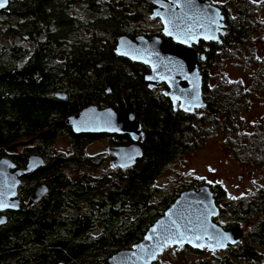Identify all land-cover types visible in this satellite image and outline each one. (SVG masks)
I'll return each mask as SVG.
<instances>
[{"label": "trees", "instance_id": "trees-1", "mask_svg": "<svg viewBox=\"0 0 264 264\" xmlns=\"http://www.w3.org/2000/svg\"><path fill=\"white\" fill-rule=\"evenodd\" d=\"M259 5L251 0L219 4L226 32L208 44L206 60L198 63L205 108L186 113L146 87L145 65L114 52L119 35H134L130 26L153 7L151 0H8L0 10V132L4 145L33 140L32 150L49 158L30 177L32 185L46 182L48 194L38 205L10 213L0 229V264H73L79 259L92 264L108 256L109 247L126 248L141 240L185 190L151 201L164 165L193 150L210 131L237 132L246 93L237 80L225 77L210 85L208 71L219 53L245 43L246 32L258 26ZM54 91L65 97H55ZM125 96L143 127L142 157L127 169L99 173V156H81L87 134L74 133L66 118L89 104L119 109ZM250 135L258 137L248 145L233 143V154L257 153L255 163L264 170V127ZM62 136L74 151L52 156L51 147ZM28 144L15 149L22 153ZM20 154L13 160L21 163ZM210 188L216 198L220 190ZM231 213L252 225L240 242L201 264H264V191L231 204ZM95 231L98 235L90 234Z\"/></svg>", "mask_w": 264, "mask_h": 264}, {"label": "water", "instance_id": "water-1", "mask_svg": "<svg viewBox=\"0 0 264 264\" xmlns=\"http://www.w3.org/2000/svg\"><path fill=\"white\" fill-rule=\"evenodd\" d=\"M151 3L155 6L151 16L160 20L163 36L137 34L130 37L121 34L116 39L114 52L146 65L149 68L144 75L146 87L152 90L165 84L167 90L164 96L169 98L174 109L179 107L183 112L192 113L196 108H205L198 62L204 61L206 55L194 45L199 39L219 42L218 34L225 32L221 9L209 0H151ZM7 5L8 0L0 10ZM55 95L60 98L65 96L63 92H56ZM125 100L128 107L121 112L111 108L99 110L95 105H89L79 114L67 118V123L76 133L129 134L132 140L129 145L108 149L115 155L113 166L120 168L133 166L143 154L140 144L144 134L142 124L133 112L128 96ZM2 141L0 132V147ZM27 142H16L6 149L13 150ZM42 165L43 159L36 155L28 157L24 168L16 167L7 157L0 159V205H3L0 211L19 208L16 196L21 178ZM44 191L45 186H39L29 202L37 201ZM218 212L209 185L183 190L152 222L141 240L118 251L102 264H152L171 246H189L198 250L205 247L209 250L225 249L227 244L239 242L243 231L240 226L224 230L213 222L212 217H216ZM4 221L5 217H0V224ZM221 244L224 246L220 247Z\"/></svg>", "mask_w": 264, "mask_h": 264}, {"label": "rangeland", "instance_id": "rangeland-1", "mask_svg": "<svg viewBox=\"0 0 264 264\" xmlns=\"http://www.w3.org/2000/svg\"><path fill=\"white\" fill-rule=\"evenodd\" d=\"M213 1L215 5H218L225 0ZM251 1L260 4L258 6L260 9L255 14L258 15V26L246 32L244 44H236L230 47L231 50L219 53L220 55L215 58L213 66L208 71L210 85L225 77L229 80H237L243 95L246 93L244 99L247 106L240 111L235 126L236 128L239 125L238 130L237 132L235 130L234 135L221 129L210 131L203 140L198 141L193 150L173 157L155 178L151 201H162L170 194L175 196L188 186L212 185L216 190H220L216 196L218 205L222 207L219 220L225 222L226 220H236L231 213V204L238 201L247 202L257 191H264V170L255 163L258 154L254 153L247 157L236 156L232 151L233 143H237V145L250 143L251 139H242L240 136L251 133L258 122L264 124V0ZM152 8L148 12L146 11L147 13L143 12L138 22L132 23L130 33L149 36L153 33L163 36L160 20L150 14ZM82 11L81 8H76L78 15H82ZM197 49L202 50L200 46ZM123 58L129 60L126 57ZM69 148L70 143L65 136L57 139L52 145V151L55 153L66 152ZM104 148V141H99L89 144L87 151L95 153L104 150ZM247 159H252V161ZM107 170L108 168L99 169L98 172L103 173ZM246 221L251 220L242 221L240 225L244 232L252 225L251 223L245 227ZM221 250H216L213 253L208 251L195 253L188 249L171 248L161 254L160 261L162 264H201L203 259L210 261L217 259L221 256ZM260 253L264 262V249Z\"/></svg>", "mask_w": 264, "mask_h": 264}, {"label": "flooded vegetation", "instance_id": "flooded-vegetation-1", "mask_svg": "<svg viewBox=\"0 0 264 264\" xmlns=\"http://www.w3.org/2000/svg\"><path fill=\"white\" fill-rule=\"evenodd\" d=\"M212 4H215L214 3V1L213 0H209ZM217 5V4H216ZM220 9H221V7L219 6V4L217 5ZM155 6L153 5V8H154ZM153 8H152V10H153ZM222 10V9H221ZM152 12V11H151ZM221 12H223V11H221ZM151 14V13H150ZM224 23H225V18H224ZM226 25V24H225ZM226 27V26H225ZM161 34H162V32H161ZM221 34H224V33H219L218 34V38L220 39V35ZM135 35H137V34H134L133 36H131V37H134ZM144 35V34H143ZM150 35H153V33L152 34H150ZM155 35H159V34H155ZM145 36H147V37H149V35H145ZM211 41H215V40H210V41H204L203 39H199L198 40V42H197V44L196 45H194V47H197L198 48V46H200V45H202V50H200V51H203V52H205V54L207 53L206 52V47L208 46V44L211 42ZM218 42V41H217ZM200 62V61H199ZM198 62V63H199ZM139 63V62H138ZM142 64V63H141ZM147 68V70L149 71V68L148 67H146ZM199 68V67H198ZM147 71V72H148ZM182 85H185V83H182ZM151 90V89H150ZM165 90H167V86L165 85V84H160V86L159 87H157V88H155V89H152V91L154 92V93H156L157 95H159L160 96V98H162V99H165V100H167L168 102H170L171 103V101L169 100V98H167V97H165L164 96V91ZM56 92H62V91H54L53 92V95L55 96V97H57L56 95H55V93ZM64 93V92H63ZM65 94V93H64ZM65 97V96H64ZM60 98V97H59ZM130 101V100H129ZM131 103H132V101H130ZM172 104V103H171ZM89 105H95L96 106V108L97 109H99V110H101V109H104V108H111L113 111H115V112H121V111H123L125 108H126V102L124 103V105L121 107V108H119V109H114L112 106H97L96 104H89ZM89 105H86V106H84V107H82L78 112H76V113H74V114H71V115H69L68 117H70V116H72V115H77V114H79L80 112H81V110L82 109H84L85 107H87V106H89ZM132 106H133V104H132ZM173 106V105H172ZM179 108V107H178ZM174 109V108H173ZM174 110H177V108L176 109H174ZM67 117V118H68ZM67 118H66V123H67ZM68 124V123H67ZM68 126L71 128V130L73 131V129H72V127L68 124ZM238 126L239 125H237V130H238ZM245 127H246V125H245ZM263 127H264V124H262V123H257L255 126H254V130L253 131H259V132H262V129H263ZM142 129H143V127H142ZM253 131H251V132H253ZM74 132V131H73ZM74 133H76V132H74ZM247 133V132H246ZM76 134H79V133H76ZM82 134H87V140H86V143H85V145H84V148H83V150H82V152H81V156L83 157V158H85V157H92V156H99V158H100V160H99V164H100V166L97 168V169H99L100 168V170H102V169H104V168H108V170L107 171H103V172H112L113 170H124V169H127L128 167H126V168H120V167H114L113 166V164H112V162H113V160H114V158H115V155L112 153V152H110L108 149L109 148H114V147H120V146H126V145H129L131 142H132V140H131V138H130V136H129V134H127V133H124V134H117V133H111V132H99V133H82ZM64 137V136H63ZM258 137V135H250V133H247V135H242V136H240V138H246V139H254V138H257ZM99 141H104V143H105V148H104V150H102V151H97V152H95V153H90V152H88L87 151V147L89 146V144H93V143H95V142H99ZM27 143H29L28 145V147H27V149L24 151V152H22L21 153V151H20V149H18V148H16V149H13V150H7L6 148H7V146L6 145H4L3 144V141H2V145H1V147H0V159L1 158H3V157H7V158H9L14 164H15V166L16 167H20V168H24L25 166H26V164H27V162H28V157L29 156H32V155H36V156H39V157H41L42 159H43V161H44V164H46L47 162H48V160H49V158L48 157H46L45 155H41V154H39V153H36L35 151H33L32 150V148H33V145H34V141L33 140H29ZM142 143V142H141ZM140 143V144H141ZM71 145V144H70ZM32 147V148H31ZM3 151V152H2ZM73 148H72V146H70V148H69V150L68 151H66V152H53L52 151V147H51V155L52 156H57V155H60V156H62V157H68V155H71L72 153H73ZM21 153V154H20ZM18 154H20V155H22L23 157H24V160L21 162V163H18V162H16L15 160H13V156H16V155H18ZM138 160V159H137ZM42 166H44V165H42ZM42 166H39V167H42ZM38 167V168H39ZM38 168H36L32 173H30L29 175H27V176H24V177H22L21 178V181H20V184L18 185V187H17V196H16V198L18 199V201H19V208L18 209H16V210H14V209H4V210H2V211H0V217H5V221L3 222V223H1L0 224V229L3 227V226H5L6 224H7V222H8V219H9V217H10V213H15V212H17V211H19L22 207H26V208H28V207H33V206H36V205H38L39 203H41V201H42V199L45 197V195H47L48 194V186H47V184H46V182H43V181H40V182H38L37 184H33L32 185V182L35 180V179H30V177L33 175V174H35V172H36V170L38 169ZM97 169H95V171L97 170ZM9 171H13V169H9ZM65 172H67V173H69V175H70V177H74L75 176V173L74 172H72V171H70V168L69 169H67V168H65ZM72 174H74V176H72ZM44 178L43 179H45V181L48 179V176H43ZM33 178H34V175H33ZM45 186V191L43 192V194L39 197V199L37 200V201H34V202H29V200H30V198L32 197V195H33V193L37 190V188L39 187V186ZM28 187L31 189V187H32V189L31 190H28ZM198 187V186H197ZM197 187H194V186H192V188H189V189H195V188H197ZM211 189V188H210ZM186 190V189H185ZM211 191H212V193H213V198H214V200H215V203H216V205H217V207H218V209H219V212H218V215L216 216V217H212V221L213 222H215V223H217V224H219L221 227H223V229L224 230H227V229H230L231 227H233V226H240L241 225V222H239L238 220H226L225 222H222L221 220H219V218H220V210L222 209V207L220 206V205H218V203H217V200H216V198H215V192H214V190H212L211 189ZM179 195V194H178ZM178 197V196H177ZM176 197V198H177ZM175 198V199H176ZM174 199V200H175ZM247 226V223H246V225H245V227ZM242 229V231H243V228H241ZM98 233V231H95V232H91L90 234L91 235H94V234H96V235H98L97 234ZM245 233L246 232H244L243 231V235H242V237L240 238V240H239V242L242 240V238H243V236L245 235ZM238 243V242H237ZM237 243H235V244H237ZM235 244H227V246H226V248L225 249H222L221 251H224V250H226L227 248H229V246H231V245H235ZM132 246V245H131ZM131 246H129V247H131ZM129 247H126V248H111V247H109V251H110V254L108 255V256H106V257H100V260L99 261H97V262H95V263H92V264H102L107 258H109L110 256H112V255H114L115 253H117L118 251H120V250H123V249H127V248H129ZM188 249V250H190V251H192V252H195V253H201V252H214V251H216V249L215 250H209L208 248H202V249H195V248H191V247H189V246H185V247H183V248H177L176 246H171V247H168L166 250H169V249ZM97 249H94V250H92V251H96ZM165 250V251H166ZM106 251H108V250H106ZM165 251H163L162 253H164ZM161 253V254H162ZM161 254H159L158 256H157V259L152 263V264H162V261H160V256H161ZM94 258V257H93ZM86 259H90V257H87ZM95 259V258H94ZM75 263H73V264H84L83 262H81L80 261V259L79 260H77V261H74ZM57 264H62V262H58ZM85 264H87V263H85Z\"/></svg>", "mask_w": 264, "mask_h": 264}, {"label": "snow or ice", "instance_id": "snow-or-ice-1", "mask_svg": "<svg viewBox=\"0 0 264 264\" xmlns=\"http://www.w3.org/2000/svg\"><path fill=\"white\" fill-rule=\"evenodd\" d=\"M7 2V0H0V7H4L5 3ZM3 205H0V207H2ZM224 245L221 244L220 247H223Z\"/></svg>", "mask_w": 264, "mask_h": 264}, {"label": "bare ground", "instance_id": "bare-ground-1", "mask_svg": "<svg viewBox=\"0 0 264 264\" xmlns=\"http://www.w3.org/2000/svg\"><path fill=\"white\" fill-rule=\"evenodd\" d=\"M165 46H166V43H165ZM124 100H125V98H124ZM125 102H126V107H128V102L125 100Z\"/></svg>", "mask_w": 264, "mask_h": 264}]
</instances>
